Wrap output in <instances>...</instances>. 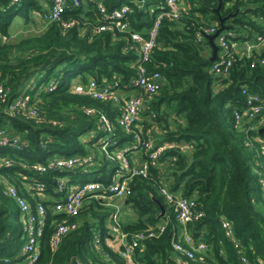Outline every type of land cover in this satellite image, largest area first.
<instances>
[{"label":"trees","instance_id":"obj_1","mask_svg":"<svg viewBox=\"0 0 264 264\" xmlns=\"http://www.w3.org/2000/svg\"><path fill=\"white\" fill-rule=\"evenodd\" d=\"M65 1L61 21L72 22L69 29L59 22L43 25L50 0H0V85L8 89L6 101L0 103V130L20 143L17 150L0 147V264L4 259L22 260V219L10 187L33 210L41 205L46 211L35 264H126L118 249L106 242L114 209L98 200L84 201L79 226L57 248H50V237L54 225L65 219L53 211L67 190L58 192L56 179L63 177L70 186L91 176L90 180L107 185L119 170L116 152L136 146L132 134L117 122V105L75 93L72 83L116 80L128 86L140 65L147 75L157 73L160 79L152 96L129 88L145 102L133 131L153 147H170L154 164L147 155H134L133 149L125 153L132 167L146 165L147 173L132 177L128 184L130 194L123 207L135 218L122 223L123 232L130 235L166 224L160 237L136 249V264L187 261L173 248V243L188 246L179 239L180 226L159 194L161 187L194 199V210L202 213L188 231L207 248L189 260L191 264H242V258L247 264H264V131L251 130L254 122L234 118L244 108L243 88L264 97V46L250 58L234 56L228 75L217 77L211 72L205 33L211 28L215 33L228 31L237 41L264 35V0H183L177 19H161L151 60L145 63L138 60L139 44L131 34L147 37L163 0H79L77 7ZM98 2L106 14L127 4L122 21L128 23V30L119 32L113 26L112 31L94 33L93 28L110 23L99 14ZM20 22L23 31L14 39L12 31ZM51 80L55 89L42 90ZM21 94L35 107L37 119L8 111L10 102ZM85 156L93 157L95 171L84 176L79 168L47 169L48 161L55 158ZM221 220L230 224L231 236L225 235ZM96 237L100 251L93 246Z\"/></svg>","mask_w":264,"mask_h":264},{"label":"built area","instance_id":"obj_2","mask_svg":"<svg viewBox=\"0 0 264 264\" xmlns=\"http://www.w3.org/2000/svg\"><path fill=\"white\" fill-rule=\"evenodd\" d=\"M12 3L16 0H10ZM72 5L77 7L79 0H71ZM164 7L158 13L153 26L147 32V37H143L140 33H132L131 38L134 42L139 44L138 56L140 62H149L151 55L156 45V35L159 23L162 18L177 19L180 11V6L183 0H163ZM141 5V4H140ZM65 0H50V7L46 16L44 17L46 25L49 23H60L63 29H69L72 22H62L61 16L66 10ZM97 9L100 15L110 21L107 25H100L93 28L94 33L112 31L113 26L119 32L128 30V23L122 21L124 15L128 11V5L124 4L118 9H114L110 14H106V10L102 3L98 2ZM209 36L215 34L213 28L205 31ZM236 36L232 32L222 31L215 40L218 48L215 60L212 62L211 72L217 77H226L228 70L231 67L234 56L239 58H250L252 53L261 49L264 46V35H256L251 39L244 41L233 40ZM233 40V41H232ZM264 63V60L261 61ZM160 76L155 73L147 75L145 67L142 65L138 68L137 76L131 80L128 86H121L116 80L110 82H103L98 84L94 80H89L85 84L74 81L72 88L75 93L85 95L95 100L110 101L112 104L119 107V115L117 122L123 131L132 134V139L136 146H127L116 152L117 159L120 162L119 170L110 179V182L105 185L99 180H83V182L67 186L68 180L63 177L56 179L58 192L66 190V194L62 201L56 202L53 211L62 214L65 219L54 225L52 235L50 237V248L55 249L60 244L61 239L75 230L79 226L77 217L84 205L85 200H98L104 206L114 209L109 217L108 222V240L107 244L118 249L119 256L126 264H136L134 256L138 248H142L143 243L152 238H158L165 232V223L159 224L155 227H149L141 232L134 234H127L123 232L121 226L122 221L118 213L122 211L124 199L130 194L128 187L129 182L134 176H146V165L131 166L128 162L125 153L133 149V154L139 153L147 155L151 164H154L159 156L168 148L169 145L152 146L149 139L141 140L137 132L133 131L134 127L138 126L140 120V113L144 107V100L139 95H134L133 91H128L129 88L134 91L140 90L141 93L147 96H152L157 93L159 87ZM56 84L51 80L43 85L42 90L51 92L55 89ZM242 94L245 96L244 108L240 112H235L234 118L237 122H247L254 124L251 130L264 128V97L248 92L245 88L242 89ZM8 89L0 85V103L6 101ZM8 111L12 114H18L25 119H37V111L35 107L29 104L28 97L24 94L19 95L13 99ZM88 114L90 110L86 111ZM109 131V128L106 126ZM112 143V145H114ZM12 147L19 149L20 143L16 138H11L4 130H0V147ZM264 150V141L262 142ZM8 165V162H5ZM95 163L92 156H85L84 158H55L48 161L47 169L64 170L68 169L72 172L79 168V174L84 176L90 172L95 171ZM37 171H44L42 167H36ZM41 187L37 185L39 191ZM264 190V182L262 183ZM10 197L14 200L20 216L22 218V239L23 246L20 255L22 260L20 264H35L40 257V240L47 224L46 211L41 205H37L33 210L28 201L17 194L12 187L8 189ZM159 194L164 198V201L172 208L173 214L180 226L179 239L188 246L185 249L180 243H173V248L177 252L184 253L187 261L181 264H191L189 260H193L194 256L203 253L207 245L202 242L194 241L193 237L188 231V225L202 217V213L194 210V199L183 198L178 194L171 193L166 187H161ZM119 200V202H116ZM120 203V204H119ZM220 227L224 230L227 237L232 235L230 224L225 220L220 221ZM93 246L97 251H100V239L95 238ZM17 259H4L2 264H17ZM242 264H247L244 258L241 259ZM78 264H81L78 262Z\"/></svg>","mask_w":264,"mask_h":264},{"label":"water","instance_id":"obj_3","mask_svg":"<svg viewBox=\"0 0 264 264\" xmlns=\"http://www.w3.org/2000/svg\"><path fill=\"white\" fill-rule=\"evenodd\" d=\"M227 18L228 17L223 18V19H220V22H222L223 20H225ZM220 32H221V30H218L215 34L210 35V36L207 37V39H208V41L210 43V47H211V57H210V61H212V62L215 60L216 55H217V50H218L217 46L214 43V39L217 37V35ZM262 131H264V128L260 130V132H262ZM159 207H160V211H161L159 217H163V215H164V209H163L162 205H159Z\"/></svg>","mask_w":264,"mask_h":264},{"label":"rangeland","instance_id":"obj_4","mask_svg":"<svg viewBox=\"0 0 264 264\" xmlns=\"http://www.w3.org/2000/svg\"><path fill=\"white\" fill-rule=\"evenodd\" d=\"M17 19H19V21L21 20L20 18H17ZM16 19V20H17ZM21 31H23V29L21 28V22H20V24H19V28L18 29H15L14 31H12V38H16L20 33H21ZM90 179H92V177L90 176L89 178H88V180H90ZM116 202H119V200H116ZM120 204V203H119ZM114 211V210H113ZM115 212V211H114ZM128 213H130V214H127V212H125V210H122V211H120L119 213H118V215H119V218H120V220L122 221V222H127V221H130V220H133L135 217H134V215H133V213L132 212H128ZM127 214V215H126ZM130 217H131V219H130Z\"/></svg>","mask_w":264,"mask_h":264},{"label":"crops","instance_id":"obj_5","mask_svg":"<svg viewBox=\"0 0 264 264\" xmlns=\"http://www.w3.org/2000/svg\"><path fill=\"white\" fill-rule=\"evenodd\" d=\"M183 5V3L181 4V6ZM19 21V20H18ZM46 23V21H45V19L43 20V25ZM122 210H125V212H127V214H130V213H128L129 212V210L127 209V208H122ZM126 214V215H127ZM22 219V218H21ZM130 219H131V217H130ZM21 262H19V261H17V264H20Z\"/></svg>","mask_w":264,"mask_h":264}]
</instances>
